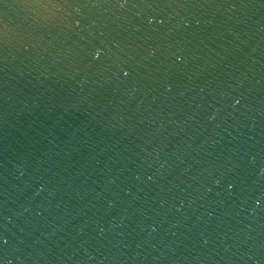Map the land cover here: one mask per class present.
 I'll return each instance as SVG.
<instances>
[{"label":"water","instance_id":"obj_1","mask_svg":"<svg viewBox=\"0 0 264 264\" xmlns=\"http://www.w3.org/2000/svg\"><path fill=\"white\" fill-rule=\"evenodd\" d=\"M0 264H264V0H0Z\"/></svg>","mask_w":264,"mask_h":264},{"label":"snow or ice","instance_id":"obj_2","mask_svg":"<svg viewBox=\"0 0 264 264\" xmlns=\"http://www.w3.org/2000/svg\"><path fill=\"white\" fill-rule=\"evenodd\" d=\"M96 55L98 56L99 53L97 52ZM177 59H179V57H177ZM128 73L127 72H124V75H127ZM229 187H231V185H229Z\"/></svg>","mask_w":264,"mask_h":264}]
</instances>
